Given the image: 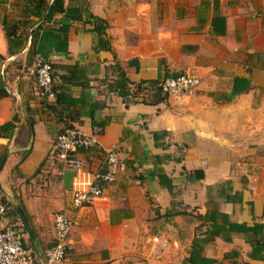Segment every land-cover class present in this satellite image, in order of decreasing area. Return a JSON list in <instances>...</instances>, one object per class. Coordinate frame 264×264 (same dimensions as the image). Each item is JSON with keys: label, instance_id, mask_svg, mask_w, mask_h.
<instances>
[{"label": "crops", "instance_id": "obj_1", "mask_svg": "<svg viewBox=\"0 0 264 264\" xmlns=\"http://www.w3.org/2000/svg\"><path fill=\"white\" fill-rule=\"evenodd\" d=\"M44 1L0 0V227L42 260L52 213L113 145L124 168L76 211L69 264H264V0H62L50 18ZM182 73L195 93L163 99ZM69 126L98 141L70 153L80 171L51 149Z\"/></svg>", "mask_w": 264, "mask_h": 264}, {"label": "built area", "instance_id": "obj_2", "mask_svg": "<svg viewBox=\"0 0 264 264\" xmlns=\"http://www.w3.org/2000/svg\"><path fill=\"white\" fill-rule=\"evenodd\" d=\"M28 71L34 76L36 84L42 92L52 97V71L50 63L39 53L33 54L32 66ZM199 84L196 75L182 73L166 77L159 82V93L163 99L177 100L195 93ZM95 134L85 133L79 127L63 128L54 137L51 149L56 152L65 166L76 171L81 170V162L70 153L78 149H87L97 144ZM103 169L87 172L86 176L76 181L67 209L55 211L51 215L53 237L50 246L42 253V260L37 261L24 248L21 234L12 226L0 227V264H69L73 243L69 239V231L77 223L76 211L84 205L102 196V185L111 183L116 174L123 170L124 164L115 146L102 150ZM5 205L0 200V220L3 219Z\"/></svg>", "mask_w": 264, "mask_h": 264}, {"label": "trees", "instance_id": "obj_3", "mask_svg": "<svg viewBox=\"0 0 264 264\" xmlns=\"http://www.w3.org/2000/svg\"><path fill=\"white\" fill-rule=\"evenodd\" d=\"M34 6V13L38 14L39 11H43L45 9V1L44 0H31ZM61 2L62 0H53L52 4L48 10L47 13V18H50L55 12H61L62 11V6H61ZM90 19L92 21L93 27L95 32L98 35V41H97V45L104 47V48H108V42L106 39H104V29L106 28V23L95 16H90ZM12 30V27H9V29H5L6 34L8 35V32ZM9 42L12 43V40ZM159 85V83H158ZM157 90L159 91V86L157 87Z\"/></svg>", "mask_w": 264, "mask_h": 264}, {"label": "water", "instance_id": "obj_4", "mask_svg": "<svg viewBox=\"0 0 264 264\" xmlns=\"http://www.w3.org/2000/svg\"><path fill=\"white\" fill-rule=\"evenodd\" d=\"M14 206H15V208H16V210H17L19 216H20V218L22 219V221H23V223H24V225H25L27 231L30 233V230H29V228H28V224H27V221H26V219H25V216H24V214H23L22 209H21V208L19 207V205H17V204H15Z\"/></svg>", "mask_w": 264, "mask_h": 264}]
</instances>
